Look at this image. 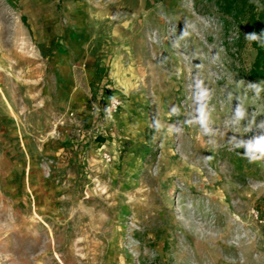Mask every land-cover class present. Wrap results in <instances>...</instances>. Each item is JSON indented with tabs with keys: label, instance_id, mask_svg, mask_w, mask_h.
Here are the masks:
<instances>
[{
	"label": "rangeland",
	"instance_id": "374dc122",
	"mask_svg": "<svg viewBox=\"0 0 264 264\" xmlns=\"http://www.w3.org/2000/svg\"><path fill=\"white\" fill-rule=\"evenodd\" d=\"M222 19L0 0V264H264V90Z\"/></svg>",
	"mask_w": 264,
	"mask_h": 264
},
{
	"label": "trees",
	"instance_id": "16d2710c",
	"mask_svg": "<svg viewBox=\"0 0 264 264\" xmlns=\"http://www.w3.org/2000/svg\"><path fill=\"white\" fill-rule=\"evenodd\" d=\"M205 1L216 7L226 25L228 19L237 25L245 22L248 41L255 52L245 79L253 89L264 90V0Z\"/></svg>",
	"mask_w": 264,
	"mask_h": 264
},
{
	"label": "built area",
	"instance_id": "2783aa9c",
	"mask_svg": "<svg viewBox=\"0 0 264 264\" xmlns=\"http://www.w3.org/2000/svg\"><path fill=\"white\" fill-rule=\"evenodd\" d=\"M115 107H116V104H112L110 107H108V109H107L108 112H111V110H113V108H115Z\"/></svg>",
	"mask_w": 264,
	"mask_h": 264
}]
</instances>
